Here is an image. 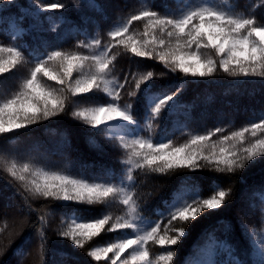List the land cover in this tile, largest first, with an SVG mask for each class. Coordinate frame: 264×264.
<instances>
[{"label": "trees", "instance_id": "obj_1", "mask_svg": "<svg viewBox=\"0 0 264 264\" xmlns=\"http://www.w3.org/2000/svg\"><path fill=\"white\" fill-rule=\"evenodd\" d=\"M53 3L66 7L44 12H38L35 7L36 4ZM201 4L215 5L235 16L255 17L258 22H264V0H12L11 5L8 0H0V44H22L25 49L38 53L56 49L90 55L110 43V31L145 9L179 17L190 7ZM22 11L27 12V18L17 23L16 28L26 31L12 40V23ZM53 25H56V32L51 31ZM129 32L137 39L147 38L143 35V21H133ZM96 38L101 41L100 48L78 46L81 41ZM111 54L116 56V61L114 68L109 66L111 74L107 79L124 84V88L119 89V103L132 105L133 114L143 129L140 135L154 143L163 138L179 146L193 135L206 134L217 127L225 129L224 134H230L264 116V78L245 80L219 70L211 77L193 78L170 71L158 60L134 57L123 46L113 47ZM4 55L7 57L6 53ZM34 64L33 56L26 51L21 63L0 74V103L21 89L24 80L30 78ZM149 71L153 72V78L141 83L137 90L136 83ZM77 78L79 74L74 71L73 80ZM41 82L60 88L47 78ZM177 89L180 91L176 103L166 119L150 120L147 114L149 98ZM133 91L136 95L130 96ZM111 101L108 93L94 88L87 94L69 96L65 101L66 111L57 116L12 134L0 135V252L6 253L0 258V264H110L104 258L96 261L88 252L118 239L131 238L135 230L102 231L84 241L85 247L81 249L58 235L70 223V216L81 217L84 222L105 214L113 219L136 216V223L144 229L161 220L160 214L167 212V204L177 189L193 190V184L194 190L204 197L214 188H230L232 194L224 209L205 213L188 226L186 236L172 246L175 264H204L209 260L214 264H229L237 257L245 261L257 260L254 250L264 244V161L235 173L205 169L162 174L131 168L124 163L129 153L120 142V135H124L125 140L133 138L125 135L132 131L131 125L117 121L113 126L122 132L109 135L108 132H94L91 126L72 115L75 110L103 106ZM257 135L264 136L259 132ZM245 137L246 146L252 137L250 133ZM217 138H222V134L218 133L212 140ZM12 163L18 167L27 163L30 169L39 168L89 183H116L134 193L135 212L120 203L122 197L115 202L92 205L63 204L33 197L24 184L8 174ZM129 168L131 181L127 179ZM244 204L251 207L247 213L240 209ZM38 230L46 236L43 246ZM145 247L155 264L168 246L149 241ZM131 251L123 253L117 264L124 259L132 264Z\"/></svg>", "mask_w": 264, "mask_h": 264}, {"label": "snow or ice", "instance_id": "obj_2", "mask_svg": "<svg viewBox=\"0 0 264 264\" xmlns=\"http://www.w3.org/2000/svg\"><path fill=\"white\" fill-rule=\"evenodd\" d=\"M11 5L12 0H8ZM38 12L62 10V3L50 5L36 4ZM27 12L22 11L17 21L12 23V40L18 39L24 29H17L16 24L27 18ZM133 21H143L146 39H137L129 32ZM264 21V18H262ZM56 25L51 31L56 32ZM110 43L100 52L90 55L67 53L52 49L43 53L25 49L22 44L4 46L0 44V74L7 73L24 60L27 51L35 60L30 78L24 80L21 89L0 103V135H8L16 130L25 129L40 121L48 120L65 112V101L69 96L87 94L93 89L102 90L112 97V101L103 106L84 108L72 112L74 118L91 126L94 132H108L109 135L121 133L114 127L117 121L132 126L128 134L133 137L125 140L120 135L123 149L128 151L125 164L131 168L140 169L146 173L158 172L168 174L177 171L199 172L205 169L218 173H235L246 167L254 166L264 161V116L258 122L238 131L226 133L220 127L206 134H196L188 142L179 146L171 140L161 139L153 142L140 135L143 129L136 119L130 103L121 105L120 91L124 84L119 81H109L110 65L114 68L116 56L111 54L113 47L123 48L137 58L155 59L172 72H180L193 78H207L218 70L232 77L245 80L264 78V22H258L255 17L235 16L231 12L215 5L201 4L190 7L179 17L163 15L152 9H145L132 15L126 23L110 31ZM79 47L86 49L100 48L101 41L96 38L91 41L79 42ZM7 54L5 57L4 54ZM79 78L73 80V72ZM149 71L140 77L135 88L140 89L143 82L153 78ZM163 75V73L161 74ZM54 81L59 89L42 83V79ZM127 82V77L124 78ZM179 89L149 98L148 116L150 120L159 122L166 119L176 103ZM135 96L136 92L129 93ZM151 127V123L148 125ZM222 134L215 141L212 137ZM250 133L252 139L245 146V134ZM131 168L127 179L132 180ZM11 178L24 184L33 197L52 199L63 204L115 202L122 197L120 203L127 206L130 212H135L134 193L116 183H89L84 179H74L68 175L55 172H45L42 169H30L25 163L17 166L12 163L7 169ZM177 189L167 204V212L161 213V220L153 222L150 227L142 229L132 219H113L108 214L84 222L81 217L72 215L68 223L58 235L69 240L74 247L83 249L84 241L91 240L102 231L134 229L131 238L118 239L105 247H95L88 252L96 261L104 258L110 264L117 260L127 250L131 249L132 264H153L149 259V250L145 245L153 244L168 246L155 264H175L172 246L178 245L187 234V228L205 213H215L224 209L227 198L232 190L214 188L207 196H201L194 190ZM108 198H111L108 201ZM41 221L43 218L41 217ZM163 233V234H161ZM40 244L46 243V236L39 232ZM112 253V256H108ZM6 253L0 252V258ZM24 255H27L25 252ZM255 261H245L239 257L229 264H264V244L257 246ZM120 264H129L128 259ZM204 264H214L209 260Z\"/></svg>", "mask_w": 264, "mask_h": 264}, {"label": "rangeland", "instance_id": "obj_3", "mask_svg": "<svg viewBox=\"0 0 264 264\" xmlns=\"http://www.w3.org/2000/svg\"><path fill=\"white\" fill-rule=\"evenodd\" d=\"M120 122V121H118ZM247 199V197L244 199V201ZM250 206L249 205H245L244 204V207L240 208L244 213H247L248 211H250Z\"/></svg>", "mask_w": 264, "mask_h": 264}]
</instances>
